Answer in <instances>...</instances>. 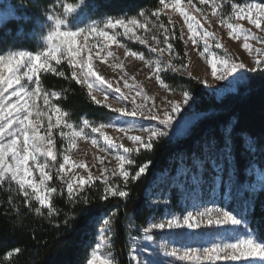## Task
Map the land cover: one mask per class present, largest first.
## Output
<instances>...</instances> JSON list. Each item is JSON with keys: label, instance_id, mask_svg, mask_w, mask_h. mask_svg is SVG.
<instances>
[{"label": "snow or ice", "instance_id": "obj_1", "mask_svg": "<svg viewBox=\"0 0 264 264\" xmlns=\"http://www.w3.org/2000/svg\"><path fill=\"white\" fill-rule=\"evenodd\" d=\"M198 2L200 5H206L210 12L206 13L203 8L197 7L193 0H187V5L194 9L202 20L183 7L185 0H159L162 7L150 13L140 11L136 15L121 18L108 16L82 24L79 10L85 6L86 0H53L43 13L42 27L46 29V33L43 35L42 44L35 51L12 48L0 52V186L14 184L24 198L23 203L26 207H31L32 202L35 201L38 204L35 208L36 214L43 215L41 210L46 209L49 216L56 212L53 197L64 195V189L71 202L74 204L82 202L87 205L90 202L89 197L85 195L81 198L80 194L86 185L95 184L97 179L104 184L100 199L107 200L109 196L121 198L129 196V192L125 190L128 181L139 179L146 172L151 161L138 166V169L132 173L126 165H133L135 161L127 154L139 153L141 149L152 150L156 142L168 137L177 122V117L184 110L183 106L188 105L192 100V95L189 90L184 89L181 91L182 100L162 98L161 107L158 109L155 97L147 94L135 75H128L124 62L111 49L113 45L123 48L125 59L132 57L141 60L152 69L148 78L154 76L160 88L165 92L176 91L161 77V72L168 69L182 70L192 77V72L189 71L192 61L187 51L184 53L187 63L176 66L169 59L162 64L160 59H148L143 52L132 50L119 39L126 37L136 40L147 45L153 53L167 52L170 57L173 56V44L168 42L169 29L159 21L161 13L167 14L166 10L171 9L183 17V22L187 26V39L183 28L179 30V39L184 40L185 46L189 41L191 42L194 50L210 66L211 76L214 79L224 80L240 70L264 71V2H255V0L244 3L234 2L231 3V10L227 13L223 10L224 0H198ZM209 16L216 18L220 27L227 30V36L231 40L242 41V48L253 56L252 68L242 60L237 62L222 42V38L209 30L212 24ZM153 17L156 18L155 21L152 20ZM168 20L169 24L173 23L171 15L168 16ZM245 22L248 27L245 26ZM205 24L209 27H205ZM149 25L164 30L166 47L149 45L148 40L137 34V30L147 33ZM253 29L258 30L259 34ZM173 35H175L174 24ZM151 39L155 45L160 44L156 35H152ZM253 41L260 46L255 47L251 43ZM213 47L221 52L212 51ZM175 55L179 56L178 53ZM95 60L113 71L120 70L124 74L114 81L106 79L94 66ZM65 61L72 70L70 79L85 87L94 103L104 104L113 112L119 113L116 120L94 124L83 119L77 125L68 119L70 113L67 110H64L59 103L52 102L60 100L63 93L45 88L41 76L42 73H52L69 78L65 76L64 71L59 70V66ZM121 81L123 89H127V92L122 91L120 86H114L120 85ZM201 82L208 83L207 80ZM100 85L114 89L113 95L118 101H128L131 97L133 109L129 111L127 106L113 108L107 103L109 93ZM96 91L102 93L103 100L97 98L94 94ZM138 97L141 103H137ZM144 109H147L148 118L158 121V125L138 129L147 133V136L129 135V132L134 130V126L122 122L120 117L143 116ZM109 128L123 133L132 141L134 147L128 148L123 143H117L116 139L103 131ZM92 133H98L99 136H93ZM57 137L63 142L61 148L57 147ZM78 140L89 142L100 153L114 154L118 163L117 168L112 169L110 175L111 177L118 175L125 187L109 182L108 175H105L109 173L108 168H103L99 177H93L86 161L74 160L71 152L78 148ZM98 160L103 165L106 156L98 157ZM73 169L87 170L88 175L84 177L73 173L68 177V173H72ZM53 170L57 174L55 179L60 181L63 188H57L51 183L54 180ZM34 171L38 172L39 179L34 175ZM9 202L11 203V196ZM115 215L113 213L102 218L98 239L90 250L86 264H118L112 251ZM70 219L72 217H67L63 223L67 225ZM202 225L227 226L226 231L244 226V232L242 235H231L199 247H170L167 243H161L159 249L165 256L176 258L184 264H216L221 260L264 264V237L249 229L243 216L224 207H205L203 211L196 213L189 211L183 216L170 214L165 219L143 227V239L154 241L155 237L152 233L155 229H199ZM135 239L133 238V244ZM20 251L19 248L14 249L6 254V258L10 259L14 253L19 255ZM135 251L133 247L132 252ZM144 251L147 252L148 249L145 248ZM132 258L136 264H154L153 261L141 260L136 255Z\"/></svg>", "mask_w": 264, "mask_h": 264}, {"label": "trees", "instance_id": "obj_2", "mask_svg": "<svg viewBox=\"0 0 264 264\" xmlns=\"http://www.w3.org/2000/svg\"><path fill=\"white\" fill-rule=\"evenodd\" d=\"M9 1L13 8L0 22V52L12 48L35 51L46 33L43 13L53 0ZM159 7V0H86L79 13L95 19L120 18L140 11L150 13ZM179 35L176 26L174 51L186 63V48ZM59 70L69 78L45 73L42 84L50 91L63 93L57 103L70 113L72 121L85 118L100 122L115 115L94 103L86 88L70 79L72 70L67 64L62 63ZM165 80L195 97L197 116L188 133L175 140L162 138L152 150L141 149L133 154L131 172L150 160L146 172L137 180L130 179L126 187L119 177L109 181L125 187L127 198L100 199L104 184L96 180L80 194L81 198L89 197L87 205L71 202L64 189V195L53 197L56 212L49 216L42 209L43 215H38V204L33 201L31 207H26L14 184L0 186V264H86L102 218L113 213L116 259L118 264H130L133 238L142 235V228L156 210L149 202V191L158 177L173 175L179 167L187 169L188 175H197L205 197H209L216 178L223 181L224 188L234 181L235 202L241 205L249 227L264 237V71L249 72L239 92L222 99L192 77L175 73L165 75ZM255 167L262 170L261 179L256 177ZM67 217L72 219L65 225ZM17 248L21 250L19 255L6 258Z\"/></svg>", "mask_w": 264, "mask_h": 264}, {"label": "rangeland", "instance_id": "obj_3", "mask_svg": "<svg viewBox=\"0 0 264 264\" xmlns=\"http://www.w3.org/2000/svg\"><path fill=\"white\" fill-rule=\"evenodd\" d=\"M234 2L244 3V2H251V0H224L223 10L225 13L231 10V3ZM255 2H264V0H255ZM193 3L197 7L203 8L206 13L210 12V9L206 5H200L198 0H193ZM183 7H185L192 14L196 15L197 18L202 20V17H200L198 13H195L194 9L188 7L187 0H185ZM12 8L13 6L9 0H0V22L4 21L8 11L12 10ZM166 13L167 14L161 13V15L159 16V21L169 29L168 42L173 44V37H174L173 24L175 25V31H176V26L179 27V30L181 28L184 29L185 39H187V26L183 22V17H181L179 13L173 12L171 9L166 10ZM169 15H171L172 18V22H173L172 24H169V20H168ZM79 19L80 22L83 24V23H89L92 19L95 18L84 16V14L79 13ZM155 19L156 18L154 17L152 18L153 21H155ZM209 19H211L212 21L211 27H209L207 24H205V27H209L210 31H214L217 34V36L222 38V42L225 44V46L228 48L229 52L233 55V58L236 59L237 62L242 60L246 65H248L249 68H252L254 66L253 56H250L242 48V41L231 40L227 36V30L220 27L215 17L209 16ZM95 20H100V19H95ZM245 26L248 27L249 25H247V23L245 22ZM253 30L257 31V33L259 34L258 30L255 29ZM137 34L140 35L143 39L148 40L149 45L156 47H166L164 43L165 33L163 29L152 28V26L149 25V31L147 33L143 32L142 30H137ZM152 35H156L157 39L160 40L159 45H155V42L152 41L151 39ZM119 39L132 50L143 52L145 57L148 59H154V58L160 59L162 64L168 61L169 59H171L172 64L176 66H179L182 63L181 58L175 55L176 52L174 51V47H173L174 55L170 57L167 52L163 54L153 53L149 50V47L147 45H143L136 40H130L126 37H119ZM210 43L214 44V42L212 41H210ZM251 43H253L255 47L260 46L258 43L254 41ZM200 47L202 50V45ZM185 48H186L185 51H187L192 61L189 67V71L192 72V78L196 79L199 83L203 84L206 87V89L217 99H222L229 94L238 93L240 88L245 84L247 74L249 73V71L240 70L239 72L231 76H228L224 80H216L211 76L210 66L207 65L205 59L200 57L198 52L194 50V47L191 45L190 41L188 42V45L185 46ZM111 50L120 58L121 61L124 62L125 71H127L128 75L129 76L135 75L136 80L143 85L147 94L155 97V103L158 109L161 107L162 98L167 97L168 99L171 100H182L181 91L184 90V88L173 87L176 89V91L165 92L162 88L159 87V83L158 81H156L154 76H152L150 79L148 78L152 72V69L147 67L143 61L137 60L132 57H128L127 59H125L124 49L118 47L117 45H113ZM212 51H216L218 53L221 52V50L215 49L214 47L212 48ZM109 61L112 62L111 58H109ZM64 63L67 64L66 61ZM94 66H96L100 70L101 74L105 76L106 79H110L113 81L119 79V77L124 74L120 70L113 71L111 68L107 67L106 65L101 64L98 60H95ZM175 73L188 76L187 73L182 70L173 71L171 69H168L166 71L161 72V77L165 80V75L168 74L173 75ZM43 74L45 73H42V75ZM203 80H207L208 83L207 84L202 83L201 81ZM165 82L167 83L166 80ZM114 86H120L122 88V91L124 92L128 91L127 89H123L122 81L120 85H114ZM100 87L106 89L107 92L109 93V99L107 103L111 104L113 108H120L127 106L129 111L133 109L134 106L131 103V97L129 98L128 101H118L114 98L113 95L114 89H108L106 85H100ZM94 94L97 96L98 99L103 100V95L101 92L96 91L94 92ZM132 94L134 95L135 93ZM52 102L57 103V100H53ZM137 103H141V99L139 97L137 98ZM100 105L105 106L104 104H100ZM183 108L184 110L181 112L180 116L177 117L176 124L173 125L172 132H170L168 137H165L166 139L175 140L177 138L182 137L183 135H186V133H188L191 126L193 125L197 116L195 114V97L193 95H192V100L189 101V104L184 105ZM144 112L145 114L143 116L137 115L135 117L132 116L120 117V120L122 122H126L127 124L134 126V130L129 132V135L147 136V133L140 132L138 129L142 127L147 128L158 125V121L150 120L148 118L149 114L147 112V109H144ZM117 116H119V113H115L113 117L105 121H100V122L90 121V120L89 121L94 124L108 123L110 121L116 120ZM53 118L55 119V117ZM68 119L72 121L70 117H68ZM83 119L85 118H82L80 121L75 123L79 125ZM86 131H90V129H86ZM103 131L107 132L110 136L116 139L117 143H123L124 146L128 148L134 147L132 141L128 140V138L124 136L123 133H120L115 129H111V128L104 129ZM92 135L99 136L98 133H92ZM62 143L63 142L59 139V137H57L58 148L62 147ZM101 143H103L102 139H101ZM120 151L121 153H123L122 149ZM134 153L136 152H132L127 155H129L130 158H132ZM71 155L73 159L76 161H80V160L86 161L91 169L93 177H99L101 175V170L106 167L109 169V173H106L105 175H108L109 181L112 178H115V177H111L110 175L111 170L117 168V163H118L114 158V154L110 155L106 153H100L96 149H94L89 142H85L84 140H78V148L76 150H73L71 152ZM101 156H106V160L103 165L100 164L98 160V157ZM126 168H128L131 171V165H126ZM73 173L78 174V176H84V177H87L88 175L87 170L73 169L72 173H68V177L72 176ZM255 173L258 179L262 178L263 172L260 168L255 167ZM34 175L36 176L37 179H39L38 172L34 171ZM56 175L57 174L53 170L54 180L51 183L54 184V186H56L57 188L59 187L63 188L64 186L60 183V181L55 179ZM68 177H66V179ZM116 177L119 176L117 175ZM222 182L223 181L221 179L216 178L215 184L213 185V189L209 193V197H205L204 195L205 193L200 188L201 186L200 179L197 177L196 174L188 175L187 169L179 167L176 173L173 175H169V174L161 175L160 177H158L157 181L153 185V189H151L148 194L149 202L151 206H153L156 210L155 213L146 223V226L149 223L157 222L162 219H165L170 214L183 216L186 215L187 212L189 211L196 213L198 211H203L205 207H213V206L227 208L233 211L235 214L244 217L243 215L244 213L242 212L241 205L235 202L234 199L235 198L234 181L231 182L230 184L227 183L225 188L223 187ZM87 186L88 185H86L85 188ZM247 226L249 229H251L248 225V222H247ZM226 229L227 226L221 227V226H207V225H202L201 228L199 229H188V228L164 229V230L155 229L153 230L152 233L155 239L154 241L151 242L144 240L142 233V235L135 240L134 244L132 243L129 247L130 264H136L135 260L132 258L133 255L138 256L141 260H145V259L151 260L154 262V264H184V262H181L176 258L165 256L163 252L159 249V245L161 243H167L170 247L171 246L199 247V246L207 245L208 243H211L214 240L227 238L231 235H242L244 232V226H239L235 230L226 231ZM98 235H97V239H98ZM133 247H135L136 249L135 253L132 252ZM145 248L148 249L147 252L144 251ZM112 251L114 252L116 258L115 245ZM216 264H245V262L221 260V261H217Z\"/></svg>", "mask_w": 264, "mask_h": 264}]
</instances>
